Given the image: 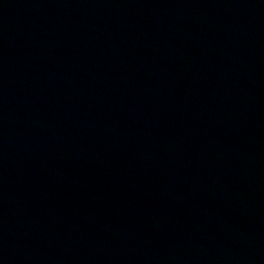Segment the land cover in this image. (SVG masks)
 <instances>
[{"label":"water","instance_id":"water-1","mask_svg":"<svg viewBox=\"0 0 264 264\" xmlns=\"http://www.w3.org/2000/svg\"><path fill=\"white\" fill-rule=\"evenodd\" d=\"M0 264H264V0H0Z\"/></svg>","mask_w":264,"mask_h":264}]
</instances>
